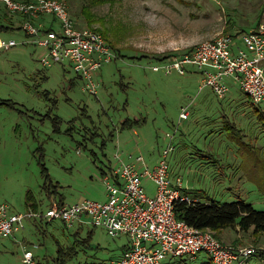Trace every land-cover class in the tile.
Wrapping results in <instances>:
<instances>
[{"label":"rangeland","instance_id":"obj_1","mask_svg":"<svg viewBox=\"0 0 264 264\" xmlns=\"http://www.w3.org/2000/svg\"><path fill=\"white\" fill-rule=\"evenodd\" d=\"M62 1L77 26L102 32L124 56L115 52L101 67L96 76L100 86L92 95L82 90L71 67L56 63L44 68L38 61L41 50L20 43L25 37L21 29L0 33L18 42L0 50V203L21 212L30 193L40 203L37 210L45 211L52 203L42 190L43 167L65 203L105 201L100 166L114 163L117 149L126 162L141 154L152 166L168 143V133L174 135L175 146L166 159L170 178L180 176L189 197L240 200L264 212V125L242 91L228 79L229 93L217 99L209 88L198 92L194 66L188 65L185 75L165 74L151 67L158 62L149 60L256 28L264 21V0ZM44 18L50 22L52 17ZM0 19L18 26L19 19L1 3ZM187 104L188 116L178 122L180 107ZM127 118L130 124L121 127ZM142 184L153 196L154 183ZM30 221L14 236L0 238V264H23L25 249L33 252L34 264H100L120 254L128 241L126 235L110 237L98 226L78 230L59 220H43L41 228ZM211 232L232 248L264 250L259 233L231 228ZM189 258L202 264L208 257L200 252ZM241 264L264 261L256 253Z\"/></svg>","mask_w":264,"mask_h":264},{"label":"built area","instance_id":"obj_2","mask_svg":"<svg viewBox=\"0 0 264 264\" xmlns=\"http://www.w3.org/2000/svg\"><path fill=\"white\" fill-rule=\"evenodd\" d=\"M0 3L9 15L19 19L18 26L25 35L20 43L33 44L41 50L38 61L44 68L56 63L67 65L82 80L83 91L97 94L100 86L97 73L115 58V51L100 32L77 26L62 0H0ZM46 15L52 17L50 22L45 20ZM17 44L15 39L0 37V50ZM188 65L194 66L199 75L198 92L209 88L217 99H222L229 93V79L251 104L264 105V21L254 29L203 40L191 50L168 55L151 67L165 74L176 71L185 75ZM193 101L194 98L190 99V103ZM188 107L189 104L180 107L178 122L187 118ZM164 138L168 143L152 166L141 154L133 162H126L116 150L111 169L102 176L105 201L52 203L45 211L21 212L0 203V237L13 235L24 228L25 221L35 218L47 222L59 220L66 227L77 223L98 226L110 237L126 235L127 248L119 258L106 264H176L175 259L200 252L213 264L242 263L256 252L254 247L232 248L221 243L210 229L195 228L175 217L177 202L191 203L193 199L184 192L180 176L170 178L166 159L175 150L174 135L166 133ZM143 180L154 183L153 196L146 193ZM21 261L34 264L33 252L23 250Z\"/></svg>","mask_w":264,"mask_h":264},{"label":"trees","instance_id":"obj_3","mask_svg":"<svg viewBox=\"0 0 264 264\" xmlns=\"http://www.w3.org/2000/svg\"><path fill=\"white\" fill-rule=\"evenodd\" d=\"M85 16L87 18V21H86L87 25H91L93 20L88 19L87 15H85ZM233 23H234V21H230L229 26H231ZM257 25L255 27H257ZM15 29H20V28H19V26H14L12 24L0 23V33L12 31ZM98 32H100V31H98ZM100 33L102 34V32H100ZM102 36L105 38V36L103 34H102ZM111 47H112V45H111ZM112 49L115 52L119 53V55L124 56L121 54V51H119L113 47H112ZM167 56L156 57V58H150L149 57V60L150 61L155 60V62H159V61L165 59ZM140 57L147 58L148 56L147 55L137 56V58H140ZM187 72H188V70H187ZM76 76L79 78L78 75H76ZM239 91H240V89H239ZM241 93L247 98V100H248L249 104L251 105L254 113L257 115V118L260 121H262V124L264 125V111L260 108L261 106H264V105L255 106V105L251 104L247 95L243 92H241ZM224 98H222V99H224ZM223 117H225V116H223ZM225 118H227V117H225ZM136 120H138V119H136ZM136 120H134V121H136ZM129 121L130 120L128 118L125 119L124 121H122L121 127L124 128V127L128 126L130 124ZM223 123L226 125H230V123L227 122L226 120H223ZM241 131H242V129H241ZM103 165H104L103 167L100 166V168H99L102 176L104 173H106L107 170L111 169L113 164L110 161H108V163L103 164ZM42 171H43V176L45 179V181L42 184V190L47 194V197L50 200L49 202L51 203L52 201H56L58 205L64 204L65 202H64L63 197L59 194H56V192H57V189H56L57 185L56 184L57 183L55 184L52 182V180L49 176V173L45 167L42 168ZM49 187H51L52 189H49ZM186 194L188 195V193H186ZM51 195H54V196L51 197ZM191 198L193 199V201L191 203H187L184 201L177 202V204L174 208V214H175V217L177 219L184 220L186 223H188L189 225H191L195 228H198V229L208 228L210 230L216 231V233L219 232L221 229L231 228V229H235L237 231L244 232V233H247V232L259 233V234L264 236V212L255 210L250 204L245 203V202L240 201V200L222 203V202H218V201H216L210 197H202L200 195L197 197H196V195H191ZM25 200H26L25 210H27V209H34V210L39 209L40 203H38L34 199L32 194L28 193ZM30 222L34 227H38L40 225L41 228H42V223H44L43 219H37V218L32 219ZM60 222L63 224V226L65 228H67L66 225L62 221H60ZM48 223H50V222H47V221L45 222V224H48ZM75 226H78L77 229L79 230V228H81L82 226H91V225L77 223V224H75ZM93 227H95V226H93ZM76 233H78V232H76ZM89 234H90V231H89ZM215 237L218 238L216 235H215ZM86 241H87V239L84 240L83 242H86ZM127 246L128 245L125 246V249L127 248ZM256 253L259 256V259L264 261V250L258 249L254 254H256ZM175 262H176V264H194L193 261H190L189 256L177 258V259H175ZM106 263L107 262H101L100 264H106ZM211 263L212 262H211L209 257L205 261L202 262V264H211Z\"/></svg>","mask_w":264,"mask_h":264},{"label":"crops","instance_id":"obj_4","mask_svg":"<svg viewBox=\"0 0 264 264\" xmlns=\"http://www.w3.org/2000/svg\"><path fill=\"white\" fill-rule=\"evenodd\" d=\"M17 19V18H16ZM2 22H4V20L3 19H0V23H2ZM262 22V21H261ZM260 22V23H261ZM8 24V23H7ZM259 25V24H258ZM118 142H119V140H118ZM114 160V159H113ZM113 164V163H112ZM51 203H57L56 201H52ZM14 236V235H13ZM127 243H128V241H127ZM125 246H126V244H125ZM125 246H123V248H122V250H121V253L120 254H118L116 257H114V258H111L110 260H114V259H117V258H119V256H121V254H122V252L124 251V249H125ZM109 260V261H110ZM108 262V261H107Z\"/></svg>","mask_w":264,"mask_h":264}]
</instances>
